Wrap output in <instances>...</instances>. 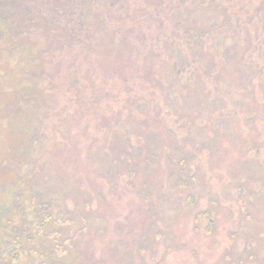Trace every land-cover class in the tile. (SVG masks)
Instances as JSON below:
<instances>
[{
  "label": "rangeland",
  "instance_id": "rangeland-1",
  "mask_svg": "<svg viewBox=\"0 0 264 264\" xmlns=\"http://www.w3.org/2000/svg\"><path fill=\"white\" fill-rule=\"evenodd\" d=\"M0 264H264V0H0Z\"/></svg>",
  "mask_w": 264,
  "mask_h": 264
}]
</instances>
